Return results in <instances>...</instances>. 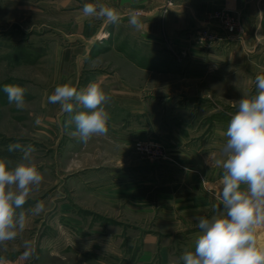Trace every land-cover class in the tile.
<instances>
[{
	"label": "rangeland",
	"instance_id": "1",
	"mask_svg": "<svg viewBox=\"0 0 264 264\" xmlns=\"http://www.w3.org/2000/svg\"><path fill=\"white\" fill-rule=\"evenodd\" d=\"M191 1L0 0V159L14 167L22 153L9 152V144L34 147L33 162L44 179L24 210L37 201L45 206L16 240L0 246L7 264H183L182 254L194 251L200 231L194 217L210 218L220 206L222 133L238 110L233 102L255 94L256 76L233 66L213 71L218 61L210 55L224 41L209 28L152 43L150 61L139 56L136 38H116L133 12L141 13L142 24L154 23ZM89 2L114 7L120 21L84 17ZM221 14L233 20V31ZM235 14L221 10L209 17L231 34L238 28ZM87 28L97 34L82 44ZM94 38L98 47L84 61ZM119 50L136 52L128 60L135 65ZM98 72L116 78L101 85L108 96L116 95L111 90L122 86L120 79L131 82L136 104L126 108L110 99L104 105L108 133L82 143L72 135L75 125H68L71 114L47 97L66 83L81 90ZM9 84L25 88L23 109L8 103L3 88ZM213 153L214 162L205 164ZM24 240L34 243L31 259L22 258Z\"/></svg>",
	"mask_w": 264,
	"mask_h": 264
},
{
	"label": "clouds",
	"instance_id": "2",
	"mask_svg": "<svg viewBox=\"0 0 264 264\" xmlns=\"http://www.w3.org/2000/svg\"><path fill=\"white\" fill-rule=\"evenodd\" d=\"M82 14L111 24L121 19L114 7L99 3H85ZM140 16L138 11L129 16L128 23L136 30L143 27ZM255 88L254 95H243L233 102L238 110L222 133L226 137L220 149L224 157L223 175L215 194L220 206L210 218L194 217L200 231L194 251L182 254L183 264H264V245L257 237L264 230V74L255 77ZM3 91L9 104H15L17 109L25 107L24 87L9 84ZM110 99L97 82L81 90L66 83L58 85L47 102L59 104L63 113L71 114L68 125L74 124L76 129L72 135L87 143L93 136L108 133L110 115L104 105ZM36 123H40L39 119ZM17 150L22 153L21 162L14 167L0 159V246L16 240L24 232L29 217L39 215L45 207L43 201H37L24 210L44 178L33 162L34 147L19 142L9 144V152ZM214 159L215 154H209L204 163L211 166ZM23 247V259L36 255L31 240H24ZM0 264H7L4 257H0Z\"/></svg>",
	"mask_w": 264,
	"mask_h": 264
},
{
	"label": "crops",
	"instance_id": "3",
	"mask_svg": "<svg viewBox=\"0 0 264 264\" xmlns=\"http://www.w3.org/2000/svg\"><path fill=\"white\" fill-rule=\"evenodd\" d=\"M179 4V9H170V12L165 11L166 15L163 18L158 15L154 23H148L149 20L145 21L140 31L132 32L129 30V24H123L119 28L116 38L119 39L120 43H132L133 38H136V41L143 48L142 52H139V56L150 61L151 56L147 48L152 43L161 44L164 40L163 37H172L177 34L181 38L185 31L193 28H209L219 34L220 37L222 36L221 41H224L218 47L219 49H213L210 55V58L218 61L217 65L213 66V71L221 70V73H225L229 67L233 66L238 67L242 74H253L255 76L264 74V0H192L190 4ZM221 10H230L236 13L238 25L236 32L228 34L222 30L216 20H210V15ZM82 32H84L85 39H82V44L85 43L86 38L91 39L93 35L96 37L97 34L96 30L91 32L90 28L82 30ZM182 41L181 39L180 44H183ZM90 43V51L82 57L84 61L90 59L94 53L92 51L98 47L97 38L91 40ZM116 53L125 62L135 65L133 61L128 60L134 59L136 52L119 50ZM140 68L144 72H150L151 70L149 66H141ZM97 74L90 76L91 79L86 85H82V87L85 86L82 89L93 82L103 86H109L116 82L114 75L99 72ZM85 77L82 78V84L85 82L84 80H88ZM119 83H121V87L111 90L116 93L115 96L113 94L109 95L111 100L126 108L134 107L136 104V88H132V83L129 81L124 82L120 79Z\"/></svg>",
	"mask_w": 264,
	"mask_h": 264
},
{
	"label": "built area",
	"instance_id": "4",
	"mask_svg": "<svg viewBox=\"0 0 264 264\" xmlns=\"http://www.w3.org/2000/svg\"><path fill=\"white\" fill-rule=\"evenodd\" d=\"M224 15H226V14H221V16H219V17L224 18V21H222V22H223L222 24L224 25V27H226V29H227L228 31H233V30H234V27H235V24H234L233 20L227 18V15H226V16H224ZM210 37H211L212 39L215 38V36H213V35H212V36L210 35ZM214 40H215V39H214Z\"/></svg>",
	"mask_w": 264,
	"mask_h": 264
},
{
	"label": "bare ground",
	"instance_id": "5",
	"mask_svg": "<svg viewBox=\"0 0 264 264\" xmlns=\"http://www.w3.org/2000/svg\"><path fill=\"white\" fill-rule=\"evenodd\" d=\"M101 37H107V34H103L101 35ZM257 237H258V242L264 245V232L258 233Z\"/></svg>",
	"mask_w": 264,
	"mask_h": 264
}]
</instances>
